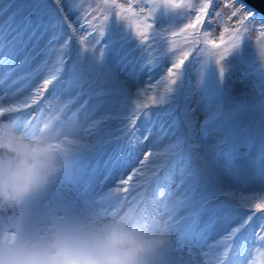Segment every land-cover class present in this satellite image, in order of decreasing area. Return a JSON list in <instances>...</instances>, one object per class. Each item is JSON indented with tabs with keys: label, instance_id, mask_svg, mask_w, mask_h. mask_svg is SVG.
<instances>
[{
	"label": "snow or ice",
	"instance_id": "6c2138e0",
	"mask_svg": "<svg viewBox=\"0 0 264 264\" xmlns=\"http://www.w3.org/2000/svg\"><path fill=\"white\" fill-rule=\"evenodd\" d=\"M239 2L225 3L224 8L233 9ZM84 4L85 0H27L21 11L12 0H0V66L23 56L0 76V85H7L0 95V122L14 121L22 131H28L43 121L56 135L73 137L82 144L73 161L78 174L49 192L43 206L54 209L90 200L114 212L148 211L151 207V214L169 225L170 240L162 253L166 264H249L243 255L248 246L264 249V185L257 196L239 195L233 189L241 175V165L236 160L240 140L254 129L264 139V16L257 19L256 13L241 5L228 15V21L235 20V26L229 27L224 13L215 11L217 0H138L137 5L129 3L127 7L117 0H99L95 8ZM139 4L144 7L137 13ZM106 8L116 10L109 14ZM241 12L246 15L240 16ZM213 13L224 24L215 39L210 38L214 31L208 30L214 22ZM160 20L167 27L160 25ZM177 21L182 22L181 26L177 27ZM25 25L51 33L39 53L21 39ZM133 25L138 38L136 49L116 55L118 44L114 40L105 43L106 32L109 37L122 35L126 27L130 30ZM253 31L258 32L255 40ZM84 32L94 38L93 46L83 48L78 42L73 50L72 42ZM168 37H182L183 45ZM247 48L252 49L253 66L259 77L258 92L252 100L237 101V94L226 88L230 58ZM37 55L44 57L42 65L28 70ZM158 68L161 73L153 81L152 73ZM18 69H23V74L9 81ZM194 70L201 100L185 104V87ZM145 71L148 76L135 92L136 97L162 83L168 95L149 97L151 104H141L139 99L133 104L129 79ZM41 75L46 78L39 86L20 98L24 89ZM18 84L23 86L16 87ZM50 86L74 95L59 108L48 110L45 102L36 113L27 111L41 102ZM80 97L84 99L77 112L65 117L68 104ZM54 98H59V94ZM92 101V112L99 114L89 119L86 111L83 122L77 119L78 112L87 110ZM141 118L148 125L143 132L138 127ZM170 118H179L182 132L175 130V123H164ZM156 123L160 124L159 135L143 151L137 166L122 176L111 191L102 195L90 192L93 179H85L90 161L109 148L114 158L122 152L131 157L152 138ZM258 169L264 182V158ZM107 179V172L99 178L101 191ZM74 184L79 187L75 195L69 196L67 189ZM160 191L163 198L154 206H146V197ZM253 200L259 202L253 204ZM257 216L260 222L253 226L251 222ZM217 226H222L223 231L215 243H208L207 229ZM260 255L264 256V251Z\"/></svg>",
	"mask_w": 264,
	"mask_h": 264
},
{
	"label": "clouds",
	"instance_id": "9594fccd",
	"mask_svg": "<svg viewBox=\"0 0 264 264\" xmlns=\"http://www.w3.org/2000/svg\"><path fill=\"white\" fill-rule=\"evenodd\" d=\"M254 32V31H253ZM255 40L256 35H253ZM82 144L46 122L22 131L0 122V260L3 264H166L167 221L148 211L114 212L94 201L54 209L44 197L78 174ZM163 192L146 197L154 206ZM21 210H24L21 216Z\"/></svg>",
	"mask_w": 264,
	"mask_h": 264
},
{
	"label": "rangeland",
	"instance_id": "374dc122",
	"mask_svg": "<svg viewBox=\"0 0 264 264\" xmlns=\"http://www.w3.org/2000/svg\"><path fill=\"white\" fill-rule=\"evenodd\" d=\"M7 2V0H5ZM12 2L19 6L21 8V11H23V6L27 3V0H12ZM99 2V0H85L84 7H88L89 4L92 5V8L96 7V4ZM194 2L198 3L199 0H194ZM234 0H217V6L215 11H222L224 13V22L229 27L235 26V20L233 23L227 20L228 15L233 9H226L224 8L225 3H233ZM117 3H123L125 7L128 6L129 3H132L133 5L138 4V0H117ZM246 9L252 10L254 13L257 14V19H259L260 16H264V14L256 11L255 9L251 8V6H247V4L243 3L241 0L239 3H235L234 7L237 5H242ZM101 7H103L101 3ZM144 7L143 4H139V6L136 7V12H140V8ZM238 7V6H237ZM116 9H109L106 8L105 11L111 14L112 11H115ZM15 11V9H13ZM147 14V10L145 9L144 15ZM194 15V13H193ZM244 15H246V12H244ZM6 19V17H5ZM137 19L136 17L133 18V20ZM213 24L211 28H209V31H214V35L210 38H218L220 31H222V28L224 24H222L219 20L215 19L214 13H213ZM151 22V21H149ZM97 24L100 23L99 20L96 21ZM140 23H143L142 18L140 19ZM160 25H163L167 27V24L164 20H160L158 22ZM182 22L177 21V27L181 26ZM13 30H15V25H12ZM34 25L32 27H29L27 25L24 26L23 29H21V39L27 44V47L32 49L33 51L39 53L41 49H44L46 47L47 41L49 40V37L51 35L50 32L44 31L43 29L34 30ZM136 28L133 25L132 28L129 30L127 27L124 30V34L122 35H112L108 36L106 32V38L105 43H108L109 41H116L118 44V47L114 49V52L116 55L121 54L122 52H128L129 50H135L137 47V37L135 35ZM251 35H258V32L254 31L251 33ZM81 36L84 37L83 41H81ZM168 39H175L178 44L181 46L183 45V38L177 37L172 38L168 37ZM62 42V41H61ZM80 43V46L83 48H91L94 44V38L88 37V32H84L82 34H77V39L72 42L73 44V50H75L77 43ZM96 55H99V51L97 49ZM174 58V57H170ZM20 59H23V56L17 57L15 60L10 61L7 65L0 66V76H3L10 67H15V64L19 63ZM53 61L55 59V54H53L52 57ZM44 60L43 56L37 55L36 58L31 61L30 65L27 66L28 70H35L36 68L40 67L42 65V61ZM230 68L231 71L227 77V83L226 88L229 91V93L235 92L237 95L234 97L237 101H243L245 99L252 100L253 98H256L258 88V74L253 66V59H252V49H242L241 53L239 55H235L230 58ZM161 68H158L156 72L152 73L153 81H155L156 78L161 73ZM24 72L23 69H18L14 73H12L11 77L9 78V81L14 80L17 76L22 75ZM244 74L246 75V78L241 81L240 77ZM148 73L142 72L138 73L136 76L131 77L129 79V83L131 85L130 91L132 92V96L130 97L133 104L136 102L137 99H139V102L141 104H151V99L149 97L155 96L157 99L161 95H168L165 91V84H161L159 87H157L154 90H151L149 92L143 93L139 98L136 97L135 92L142 88L144 85L145 79L147 78ZM43 78H46V76L41 75L36 80H34L29 87L25 88L24 91L21 93V97L27 96L31 93L32 89L39 86L41 80ZM198 77L196 75V71L190 75V78L188 80V83L185 87V94H184V103H194L199 102L201 100L199 94L196 92V81ZM22 84L16 85V87H22ZM7 88V85H0V95L3 94L4 90ZM12 89H8V91H11ZM56 94H59V98H54ZM74 95L73 93H65L60 89L59 87L50 86L49 90L44 94L43 99L41 102L33 106L32 108L28 109L27 111L36 113L39 108L45 106V102H48V110H50L52 107L59 108L60 105L68 103L70 97ZM84 97H80L79 100H77L75 103H69L68 107L63 114L65 117L71 116L73 113L77 112L79 109V105L83 102ZM5 103L8 101L5 100ZM95 101H92L89 103L87 110H80L77 115V119L80 121L85 120L86 111L88 113V118L91 119L94 116L98 115L97 112H92L93 104ZM102 111V110H101ZM165 124L168 123H175V130L177 132L183 131V125L180 123L179 118L171 119L169 121H165ZM147 123L141 118L138 123V127L140 128L141 132L144 131V129L147 127ZM160 127L159 123H156L153 127V135L152 138L149 140L147 144H145L144 148L137 150V152L133 153L131 157L126 156L123 152L120 154L119 157H112L111 155V149H107L106 151L100 153L99 155L95 156L94 159L90 161V171L88 175L85 177V179L92 178L93 179V185L90 189V192H95L99 194H104L108 191H111L113 186L117 184V182L121 179L122 176H126V174L131 171L133 167L137 166V161L142 158V153L144 150L148 148V145L151 144L154 140L157 139V136L159 135L158 129ZM215 131V130H214ZM171 139V137H169ZM168 143L167 140L164 141V144L166 145ZM239 151L236 153V160L239 165H241L240 173L241 175L239 178L235 181L237 187L233 189V191H237L239 195L244 196H257L260 194V189L262 185H264V182L261 181L260 175H259V169L258 165L260 163V160L264 158V139H262L261 135L259 134V131L257 129H254L253 131L249 132L247 135H245L239 142L238 145ZM159 150H163L162 148ZM113 159L118 160L117 163H111ZM106 161H109V163H106ZM155 162V161H153ZM247 164L248 167L245 168L243 165ZM105 172L108 173V179L102 186L99 184V178L102 177ZM245 177H253V179L246 180ZM176 181L178 182L179 176H176ZM135 182V181H134ZM83 183V181H81ZM79 185H69L67 191L68 195L72 196L75 195ZM122 195V194H121ZM259 202L258 200H253L252 203L255 204ZM114 203V202H113ZM259 216H257L251 224L253 226L259 224ZM223 231L222 226H217L215 228H208L205 236L207 237L208 243H215L217 237L219 234ZM204 251H208L207 248L204 249ZM264 251V249L260 248L259 246H248V251L245 252L244 258L249 261V264H264V256L260 255V252ZM211 259V258H208Z\"/></svg>",
	"mask_w": 264,
	"mask_h": 264
},
{
	"label": "water",
	"instance_id": "95a60500",
	"mask_svg": "<svg viewBox=\"0 0 264 264\" xmlns=\"http://www.w3.org/2000/svg\"><path fill=\"white\" fill-rule=\"evenodd\" d=\"M242 2L264 14V0H242Z\"/></svg>",
	"mask_w": 264,
	"mask_h": 264
},
{
	"label": "bare ground",
	"instance_id": "6f19581e",
	"mask_svg": "<svg viewBox=\"0 0 264 264\" xmlns=\"http://www.w3.org/2000/svg\"><path fill=\"white\" fill-rule=\"evenodd\" d=\"M242 1V0H241ZM245 3V2H244ZM243 5V4H242ZM238 6V7H237ZM237 6H235L234 7V10H235V8H239V7H241L240 5H237ZM240 16H243L244 15V12H241L240 14H239ZM239 18V17H238ZM231 23H233L234 22V20H232V21H230Z\"/></svg>",
	"mask_w": 264,
	"mask_h": 264
}]
</instances>
